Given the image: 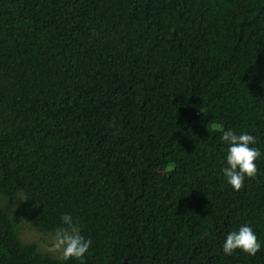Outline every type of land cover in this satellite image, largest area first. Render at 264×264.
I'll list each match as a JSON object with an SVG mask.
<instances>
[{"label":"trees","instance_id":"trees-1","mask_svg":"<svg viewBox=\"0 0 264 264\" xmlns=\"http://www.w3.org/2000/svg\"><path fill=\"white\" fill-rule=\"evenodd\" d=\"M0 197V264H264V0H0ZM63 214L81 260L21 239ZM242 225L261 251L226 255Z\"/></svg>","mask_w":264,"mask_h":264},{"label":"clouds","instance_id":"clouds-1","mask_svg":"<svg viewBox=\"0 0 264 264\" xmlns=\"http://www.w3.org/2000/svg\"><path fill=\"white\" fill-rule=\"evenodd\" d=\"M222 141L229 147L226 155L227 166L223 174L227 183L236 191L244 186L245 178H254L258 169L256 161L261 156L259 149L252 147L257 143L256 138L248 133L236 134L232 130L224 131ZM63 226L54 236L49 252H59L64 260H81L91 247L92 241L80 234V230L70 214L61 216ZM236 250L255 256L261 251L258 237L248 225H242L238 230L231 231L223 244L226 255H232Z\"/></svg>","mask_w":264,"mask_h":264},{"label":"rangeland","instance_id":"rangeland-1","mask_svg":"<svg viewBox=\"0 0 264 264\" xmlns=\"http://www.w3.org/2000/svg\"><path fill=\"white\" fill-rule=\"evenodd\" d=\"M21 203L22 202L19 199L10 201L8 199L0 197V204L13 214H15L20 209ZM55 233H44L46 236H43L40 233L36 232L30 225L26 223L21 224V239L23 242L36 243L42 250L46 251L44 253H50V255H52L53 257L60 259L62 258V256L59 252L53 253L48 251V249L52 245Z\"/></svg>","mask_w":264,"mask_h":264}]
</instances>
